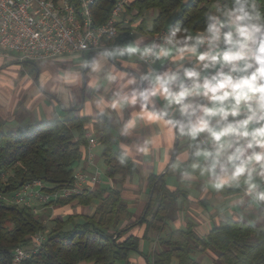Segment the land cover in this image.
I'll return each instance as SVG.
<instances>
[{"label":"trees","instance_id":"1","mask_svg":"<svg viewBox=\"0 0 264 264\" xmlns=\"http://www.w3.org/2000/svg\"><path fill=\"white\" fill-rule=\"evenodd\" d=\"M118 0H96L92 6L95 24L106 22ZM129 2V1H128ZM213 0H131L126 4V17L117 23V45L130 43L136 32L153 35L178 25L195 34L203 29L206 13ZM229 3L230 0H223ZM264 12V0H256ZM124 10V11H126ZM153 12L151 21L146 17ZM95 53H90V56ZM19 61V60H18ZM115 61V60H114ZM22 63H33L21 61ZM62 117L33 121L16 117L8 121L0 117V264H13L14 250L28 247L33 237L45 231V241L39 252L21 264H118L127 261L131 251L140 252V242L155 241L167 225L171 192L165 175L149 177L150 203L143 217L126 225L123 218L129 206L122 199L118 186L84 190L80 194L56 201V205L73 202L88 207L90 214L73 213L53 218L43 224L29 205H18L9 199L27 183L44 182L48 192L74 182L75 169L87 150L86 134H95L102 145L105 175L113 184L124 182L137 171L130 159L121 163L111 132L110 117L78 115L65 109ZM24 114V113H22ZM20 114V116H22ZM145 224L142 237L130 230ZM159 249L147 257L148 264H201L195 253L213 250L222 264H264V227L228 217L214 226L206 236H199L188 226L159 236ZM218 264V263H217Z\"/></svg>","mask_w":264,"mask_h":264},{"label":"clouds","instance_id":"2","mask_svg":"<svg viewBox=\"0 0 264 264\" xmlns=\"http://www.w3.org/2000/svg\"><path fill=\"white\" fill-rule=\"evenodd\" d=\"M205 15L204 28L195 34L176 25L157 35L159 39L146 41L145 34L124 45L102 46L81 68L101 73L107 62L124 57L152 64L174 62L175 70L161 73L150 67L138 78H126L113 65L103 81L91 84L94 89L104 82L119 84L110 100L96 99L99 114L111 111L123 119L126 107L138 106L139 111L122 123L121 136L131 135L140 121L165 125L191 141V151L178 155L171 165L179 169L191 159L182 179L198 175L217 193L240 189L233 207L264 208V12L256 0H213ZM186 59H194L195 66L186 67ZM157 99L164 102L162 107H157ZM120 149L123 164L131 148L121 144ZM136 150L148 155L151 141Z\"/></svg>","mask_w":264,"mask_h":264},{"label":"crops","instance_id":"3","mask_svg":"<svg viewBox=\"0 0 264 264\" xmlns=\"http://www.w3.org/2000/svg\"><path fill=\"white\" fill-rule=\"evenodd\" d=\"M144 35V33L136 32L133 41ZM151 37L152 35L147 34L145 37L146 41H150ZM200 50H206V45L202 46ZM92 56H90V53L85 52L64 55L48 61L43 60L42 62L26 63L31 64L33 69L29 72V75L27 76L28 83H26V98H28V101L26 100L28 108L26 109L28 112L24 111L22 112L24 113L22 115L26 114V116H31V118L34 117L35 119H33V121H42L53 117H62L65 113V109L73 108L78 115L97 116L100 114L95 106L96 99L100 96H104L106 99L110 100L113 92L119 88V84H108L104 82L99 89L92 88L91 84L93 81H103L104 72L112 70L113 65L115 66V71L125 73L126 78H130L133 75L138 78L142 73H146L150 67L161 73L169 69L175 70L176 68V64L171 60L156 61L154 64L147 66L142 64V62L136 57H124L117 58L115 61L112 60L107 62L104 72H85L81 68V65L85 59H90ZM183 63L186 67L195 66L194 59H186ZM48 71H54L57 78L59 77L62 80H67L69 86L76 89L77 92L71 94L73 89L72 91H68L64 85H60L57 89H52V87L48 85L44 88V86L41 85L39 77ZM214 71L215 70H209V72L212 73H214ZM78 76L80 77L79 79ZM23 93L24 91L19 90L17 93H10L9 95L0 94V117H2V119L16 120V117L20 116L19 112L16 116H14L12 112ZM196 99L207 103V101L202 98ZM156 103L157 107H162L164 102L157 99ZM137 111H139L138 106L126 107L122 113L123 119L111 111L104 114L110 117L111 125H113L111 132L115 138V145L117 143L119 149L121 144L128 145L131 148L130 158L136 163V165H138V172H135L125 180V185L130 189L121 190L122 197L132 201L129 208L131 209V216H134L129 222L125 221L124 225L132 223L145 215L150 196L149 177L152 174H166L165 181L167 189L173 195L169 204V210L171 205H173L172 203L174 200L176 202L178 200L181 201L182 209H186L187 211L192 210L197 223L196 225H193L192 223L187 222L184 226L185 228L191 226L197 235L203 237L206 236L214 226L218 225L222 220L228 217L244 220L264 227V213L258 208V206L250 207L245 205L241 208H235L232 206L233 201H235L240 195V189H225L223 192L217 193L214 190L207 188L205 179L198 175L192 180L182 179L181 174L183 171L188 170L191 159L187 160L181 168L175 170L172 169L171 165L175 162L178 155L191 151L189 148L191 141L185 138H179L174 130L170 131L163 124H146L145 122L140 121L131 135L127 137L121 136L120 130L118 131L119 136L116 134L114 135L112 131L114 126L115 128H120L124 120L130 118ZM176 115L177 118H180L178 113ZM201 138H203V136ZM145 140L151 141L152 150L148 155H144L136 150ZM99 147H101L102 151V145L99 143L91 148L90 151L86 150L75 170L88 173L95 172V170L98 169L100 161L98 154H102L101 151H98ZM107 186L119 187L118 184H113L112 180L105 175L103 181L97 188ZM220 198L224 200L222 203L217 204V199ZM29 201H31L33 209L38 210L40 215H43L46 211L45 214L49 216L47 217L48 219L46 218L43 221V223L47 224H49L48 222L53 218H62L73 213L90 214L95 205L93 204L88 207H83L76 204V202H73L67 205L52 204L50 206H45L40 204L37 198L34 197L29 198ZM237 215L241 218H236ZM145 228V224L137 225L130 230V233L142 237ZM165 229L166 227L162 232L165 231ZM155 236V241L152 242L142 239L140 242V252L131 251L127 262L129 264H148L147 257L144 254L149 257V254L159 247L158 241H156L158 239V234ZM159 236H161V233H159ZM196 253L197 255L195 258L201 264L205 263L207 260L206 257H209L211 264H222L219 261L217 254L211 249H207L204 252L198 251Z\"/></svg>","mask_w":264,"mask_h":264},{"label":"built area","instance_id":"4","mask_svg":"<svg viewBox=\"0 0 264 264\" xmlns=\"http://www.w3.org/2000/svg\"><path fill=\"white\" fill-rule=\"evenodd\" d=\"M129 0H118L109 19L95 24L92 6L96 0H0V58L16 57L20 61L42 62L64 55L96 53L102 46H118V22ZM169 29L153 34H167ZM144 65L145 62L136 57ZM90 151L98 140L93 132L86 134ZM91 155V154H90ZM103 180L97 172L75 171L72 185L48 192L41 180L27 183L14 197L6 198L18 205H29V198H37L43 205L80 194L84 190H94ZM264 213V208L258 206ZM33 209V207H32ZM35 215L38 210L33 209ZM45 231L38 232L28 247L14 250L13 264H21L39 252L44 241Z\"/></svg>","mask_w":264,"mask_h":264},{"label":"rangeland","instance_id":"5","mask_svg":"<svg viewBox=\"0 0 264 264\" xmlns=\"http://www.w3.org/2000/svg\"><path fill=\"white\" fill-rule=\"evenodd\" d=\"M131 0H129L130 2ZM128 2V3H129ZM126 10V9H125ZM127 10L123 11V13L120 16V19L124 17H126L125 20H128V15H127ZM152 13H150L147 17L146 20L151 21L152 19ZM2 58V57H1ZM143 64V63H142ZM33 69V66L31 64H23L20 60L18 61V59L16 57H11V59L9 58H4L0 59V94H4V95H9L10 93H17L19 90L20 91H24L23 95L21 96V99L18 101V103L14 106V110L12 112V114H14V116H16V114L19 112V115L22 114V112L27 111L26 108L27 107V101L28 98L27 94H26V83H28V78L27 76L29 75V72ZM55 72L54 71H48L47 73H45L44 75L39 77V80H41V85L45 86H51L52 89H57L60 85H64L65 88L68 89V91H72L73 87L69 86L68 81L67 80H62L59 77L57 78L55 76ZM77 92L76 89H73L72 93ZM27 100V101H26ZM28 112V111H27ZM11 114V115H12ZM26 115V114H25ZM20 117L21 119H24V115L22 116H17ZM2 118V117H1ZM35 119L34 117L31 118V116L27 117V120H32ZM8 121H12V120H8ZM120 128H115L112 130L114 135H118L119 136V131ZM116 151L121 153V150L119 149V146L115 145ZM98 151H101V147L98 148ZM102 152V151H101ZM99 156V165H98V169L95 170V172H97L100 175V178L103 180V178L105 177V169H106V165L104 163V159L101 153L98 154ZM130 160H132L130 157L128 158ZM138 167V165H137ZM138 172V170L136 171ZM125 181L119 184V188H121V190H129L130 188L128 186L125 185ZM169 191V190H168ZM170 192V191H169ZM123 201L130 206L132 204V201L130 199H127L125 197H122ZM218 202L217 204H220L223 202L224 199L220 198L217 199ZM173 201V205H171L170 210H169V217L167 219V226L165 231L160 232L161 233V237H165L171 230L177 229V228H185L184 225H186L187 222L192 223L193 225H196L197 221H196V217L193 215V211L189 210L187 211L186 209H182V204L181 201ZM45 206H49V205H45ZM131 209L129 208V214L127 216H125L123 218V222L122 224H124V222H129L132 218H134V216L130 214ZM46 211L44 212L43 215H38L40 217V219L42 221H44L49 215L45 214ZM138 218V217H136ZM236 218H241L239 215H237ZM48 219V218H47ZM46 226H48L47 223H43ZM44 232V231H43ZM158 237H159V233H158ZM158 247V245H157ZM159 249V247H158ZM197 253H195V257H196ZM207 260L205 261L204 264H211V261L209 259V257H206ZM88 264V263H86ZM118 264H129L127 261H121Z\"/></svg>","mask_w":264,"mask_h":264},{"label":"water","instance_id":"6","mask_svg":"<svg viewBox=\"0 0 264 264\" xmlns=\"http://www.w3.org/2000/svg\"><path fill=\"white\" fill-rule=\"evenodd\" d=\"M152 195H153V190L151 191V194L149 196V200H148V204L150 203L151 199H152Z\"/></svg>","mask_w":264,"mask_h":264}]
</instances>
